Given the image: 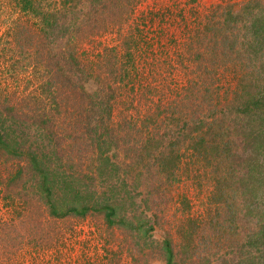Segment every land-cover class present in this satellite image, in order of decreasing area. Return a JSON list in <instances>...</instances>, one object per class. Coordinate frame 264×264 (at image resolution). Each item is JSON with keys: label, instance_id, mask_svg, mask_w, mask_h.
I'll use <instances>...</instances> for the list:
<instances>
[{"label": "trees", "instance_id": "obj_1", "mask_svg": "<svg viewBox=\"0 0 264 264\" xmlns=\"http://www.w3.org/2000/svg\"><path fill=\"white\" fill-rule=\"evenodd\" d=\"M241 1L238 6L226 3L209 14L196 32L197 40L189 42L187 56L178 54L196 63L184 89L195 96L193 110L198 114L187 120L177 114L185 104L182 97L175 106L173 101L163 109L158 105L154 114L140 122L133 115L114 119L119 88L113 81H127V85L134 78L136 53L131 41L136 34L143 37L141 29L129 32L123 53L111 47L101 54L105 60L121 63L124 67L120 71L105 74L101 68L96 70L97 63H84L74 48L78 40H91L95 32H106L115 19L123 21L130 6L120 0H62L58 8L42 11L41 0H20L25 11L31 9L41 15L40 28H23L34 40L29 44L37 50L42 45L47 54L44 64H39L42 70L37 76L41 80L37 92L22 96L39 103L31 107L38 111L35 117L20 115L17 106L22 98L12 102L14 94L0 97V149L24 162L11 173L8 184H20L26 191L30 182L31 193L39 197L53 219L102 214L109 227L121 223L128 228L132 220L119 212V202L127 197L123 193L131 199L143 195L141 182L155 180L160 181L157 191L163 183H169L163 190L171 191L182 179L185 161L204 156L213 148L220 155L219 161L227 159L231 174L241 172L242 179L248 180L253 175L259 183L249 189L244 181L242 194L247 195L244 198L249 204L234 208V201L226 202L223 208L227 216L217 212L212 233L207 232L203 218L179 220L181 240L174 244L171 237H166L162 241L165 263L264 264V0ZM230 64L234 65L236 88L228 98L227 88L222 93L224 87L216 82L221 68ZM92 82L96 88L87 90L86 85ZM161 114H165L162 119ZM34 126L40 130L33 136L26 129ZM80 127L94 153V167L87 171L86 163L79 162L80 149L63 140L70 133L80 134ZM185 145L191 151L189 155H194L191 159H187ZM121 153L124 158L119 159ZM97 180L99 187L91 188ZM11 191L24 194L14 186ZM214 198L220 202L223 196ZM183 201L188 203L185 198ZM253 210L259 216H254ZM146 211L138 213V229L151 236L156 222Z\"/></svg>", "mask_w": 264, "mask_h": 264}, {"label": "rangeland", "instance_id": "obj_2", "mask_svg": "<svg viewBox=\"0 0 264 264\" xmlns=\"http://www.w3.org/2000/svg\"><path fill=\"white\" fill-rule=\"evenodd\" d=\"M120 1L131 8L125 19H115L106 32H95L91 40L88 37L82 38L74 47L84 63L95 62L96 70L101 68L103 73L105 71V74H109V70L120 71L124 66L119 62L103 59L101 54L105 48L116 47L118 52L123 53L128 47L125 41L129 32H137L136 28L141 29L143 37L136 34V37L133 36L135 41H131L134 44L133 52L136 53L132 71L134 78L127 85V81L111 80L119 88L115 98L114 119L133 115L141 122L146 115L154 114L158 105L163 109L168 106L167 102L173 101L175 106L182 97L185 104L176 110L177 114L184 120L197 115L193 110L196 98L192 92L184 89L194 75L196 63L183 60L178 54L187 56L189 42L197 40L196 32L215 9L226 3L238 6L243 1ZM61 2L62 0H41V10L52 11ZM34 12L31 9L25 11L20 0H0V97L14 94L12 102L30 92L36 93L41 83L37 77L42 70L39 64L40 61L44 64L47 52L42 49V45L37 50L29 44L34 40L30 39L31 34H27L23 28L33 30L39 27L41 15ZM124 65L129 67L126 63ZM228 67L221 68L222 74L219 75L220 80L216 85L224 87L221 89L222 93L227 88L230 98L232 90L236 88V80L234 65L230 64ZM37 68L40 69L35 73ZM135 69L138 70L137 73ZM96 86L92 82L85 88L93 91ZM24 99L18 102L17 110L20 115L35 117L34 114L38 111L31 107L35 108L39 103L35 99ZM27 103L29 106H26ZM85 116L83 114L82 118L85 119ZM163 116L165 114H161L160 118ZM61 126L69 127L64 124ZM80 129V134L70 133L66 138L63 136V140L65 144H73L74 149H80L79 162L84 161V170H88L94 167V153L88 135L82 127ZM26 130L34 136L40 129L34 126ZM163 130L162 126L160 131ZM141 135L139 134L140 137ZM235 138L238 141V137ZM183 149L188 148L185 145ZM190 152L189 149L186 152L187 159L194 156H190ZM121 154L119 159L124 158V153ZM126 159L131 160L130 157ZM219 160L220 155H217L216 149L209 148L206 155H197L190 161H185L181 168L182 179L173 184L171 191L166 190L169 183H163L162 188L157 191L160 181L155 180L141 182L139 188L143 190V195L131 199L123 193L127 197L119 202V212L132 220L127 228L121 223L109 227L102 214L89 213L83 218L53 219L39 197L31 193L30 182L26 191L20 184L12 185L24 194L11 191L9 177L24 162L0 149V264H166L161 253L162 241L166 237H171L174 244L181 240V233L178 232L179 220L189 217L203 218L207 232L212 233L215 230L213 223L217 212L220 216H227L223 208L227 203L234 201V208L243 207L245 202L249 204V200L244 198L247 195L242 194L244 181L250 189L259 183L258 180L253 175L250 176L251 180L248 177L242 179L241 172L239 175L231 174L227 159ZM98 182L94 181L91 188H98ZM163 187H166L164 193ZM217 194L223 196L220 202L215 201L214 196ZM184 198L187 204H184ZM261 201L264 210V199ZM137 204H141V207L137 208ZM141 209H146V213H149L147 215L156 222L151 236L150 233L144 235L138 229L141 220L138 213ZM254 216L259 215L255 212ZM220 219L223 220L221 217ZM251 220L255 224L254 218Z\"/></svg>", "mask_w": 264, "mask_h": 264}]
</instances>
